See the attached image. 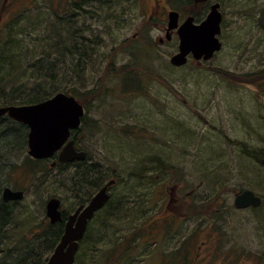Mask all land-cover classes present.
Here are the masks:
<instances>
[{
	"label": "rangeland",
	"instance_id": "1",
	"mask_svg": "<svg viewBox=\"0 0 264 264\" xmlns=\"http://www.w3.org/2000/svg\"><path fill=\"white\" fill-rule=\"evenodd\" d=\"M55 1H8L0 101L31 94L35 61L52 63L56 85L77 91L88 110L79 143L89 152L82 165L96 169L85 193L74 190L71 172L30 162L26 126L0 120V195L5 187L25 192L12 204L0 263L17 264V255L20 264H46L59 241L47 228L48 200L60 198L70 213L97 191L94 178L116 180L113 206L91 225L76 264H109L131 243V257L120 264H196L199 252L201 263L264 264V0H214L223 14V48L210 62L191 59L182 68L170 63L173 46L145 53L142 42L130 44L138 18L104 33L90 17L92 31L83 34L93 42L75 46L69 38L82 34V21L59 18ZM159 33L151 28L147 39ZM246 189L262 198L259 208H235ZM175 192L183 199L166 218Z\"/></svg>",
	"mask_w": 264,
	"mask_h": 264
},
{
	"label": "water",
	"instance_id": "2",
	"mask_svg": "<svg viewBox=\"0 0 264 264\" xmlns=\"http://www.w3.org/2000/svg\"><path fill=\"white\" fill-rule=\"evenodd\" d=\"M203 3L209 0H195ZM223 15L221 5L212 6L207 18L200 24H194L193 18H188L179 28V53L172 57L171 64L181 67L187 64L189 56L197 61L211 60L222 50L223 44L219 38L222 32ZM178 26V14L170 13V29ZM85 115V108L74 96L58 93L50 99L33 105L0 106V119L9 116L11 119L24 123L29 128L28 154L37 160L52 158L60 152L62 163L84 160L85 152H78L71 140L72 132L77 130ZM114 183L104 186L93 197L89 205L81 207L76 214L66 222L64 235L56 246L47 264H74L79 250L80 241L84 238L89 221L95 213L103 208L110 196L108 188ZM24 198L23 191H14L7 187L3 192L4 202L18 201ZM262 199L252 190H245L235 198L238 209L258 208ZM61 201L52 198L47 203V216L51 222L62 221L60 212Z\"/></svg>",
	"mask_w": 264,
	"mask_h": 264
},
{
	"label": "flooded vegetation",
	"instance_id": "3",
	"mask_svg": "<svg viewBox=\"0 0 264 264\" xmlns=\"http://www.w3.org/2000/svg\"><path fill=\"white\" fill-rule=\"evenodd\" d=\"M8 1L10 0H5L4 6L1 11L0 26L2 24L3 12L9 7ZM216 3L219 2H214V0H209L203 3H196L195 0H56L55 1V5H57L56 9H58L59 12V18H63L64 16L65 20L69 18L70 20H72V23L74 22V18H80V20L82 21V25H81L82 36L81 35L78 36L77 34L78 32L73 31L71 33L72 34L71 38H69V40L72 39L74 41L75 46L82 44L81 48L84 50L85 47L88 45V43L93 42L92 37L90 39L89 37L84 36L86 34H83L84 32L86 33L88 32L87 29L92 31V26H87L88 22L90 21L89 20L90 17L94 20L96 19V21L98 20L99 23L103 24L101 29H104L103 30L104 33H106L107 31L105 28L109 26L110 27L113 26L114 28H120L119 30H121L123 27L122 30H125L126 29L125 27L127 25L129 26L130 23L135 18H138L139 28L136 34L133 36V39L129 40L130 44L131 43L134 44L136 43V41L142 42L143 44L142 46L143 47L145 46L144 47L145 53L146 52L150 53L152 51H155L157 50V47L163 48V47L173 46L174 52L170 57V62L172 57L179 53V46H180V37L178 34L179 27H181L182 24L188 18H193L194 24H200L207 18L208 14L211 11L212 6ZM171 12H176L178 14V26L173 30L170 29ZM151 28H154L156 29V31L160 32L154 40L147 39ZM149 40L151 41L150 44L148 43ZM191 59L194 60L192 57H190L188 64L190 63ZM212 60L209 61L194 60V61L210 62ZM135 64L137 65V63ZM88 116H89L88 110L86 109V114L82 119L81 127L73 131L71 137L72 141H74L75 149L78 152L86 153L85 162L89 160V152L87 150L85 151L80 147L79 135L82 134L83 131L85 130L84 128L87 125V120L89 118ZM88 130L89 128L86 131ZM59 154L60 152L56 153L52 159L45 161L49 163L50 167L54 170L58 168L59 169L63 168L61 171H66L65 173L71 172V174L73 175L72 181L74 182L73 189L74 190L81 189L85 193L87 187L84 184H82L83 176H82V172L79 171L81 169L79 164L82 162L74 161L70 163H61L59 161ZM56 173L57 174H54V177H60L61 172L57 171ZM103 186L104 185L100 186L99 189L102 188ZM173 190H177V187H175ZM94 194L91 195L89 198H87L86 202L80 200L78 206L70 213L65 212L62 206L61 207V212L63 217L62 221L53 224L49 220V223L47 224L48 226L47 228L53 229V227L60 225L61 226V232L59 236V240H60L64 234L65 226L68 218L71 215L75 214L79 208L87 205L90 202V200H92ZM175 194L177 198L176 196L175 197L172 196L170 203L167 204L165 208V210L171 212V213L168 212V214L165 216L166 218L175 217V215L173 214L174 212L170 210H175L178 207V204H180L181 200L183 199V197H181V195H178V193L175 192ZM2 200H3V193H2ZM19 201L20 200L4 202L3 200L4 203H12V204L17 203ZM105 207L102 208L99 212H97L94 219L90 222L87 233L85 235V239L87 238L91 225L99 216V213L105 209ZM202 259L203 258L201 257V253L199 252L196 254V256L194 255L193 261H195V263L198 264L200 261L202 262ZM210 263H211L210 261L205 260L201 264H210Z\"/></svg>",
	"mask_w": 264,
	"mask_h": 264
},
{
	"label": "trees",
	"instance_id": "4",
	"mask_svg": "<svg viewBox=\"0 0 264 264\" xmlns=\"http://www.w3.org/2000/svg\"><path fill=\"white\" fill-rule=\"evenodd\" d=\"M40 64H41L40 61H35V64L32 66L34 70H37L35 72H37L38 77L34 78L35 81L31 85L32 88L29 89L31 91V94L24 96V97L22 96L21 99H16V97L12 94H9V95L3 94L6 97V100L0 101V106H12L14 105V103H17V105L15 106L37 104V103H40V102H43L49 99L53 95L60 93V92L74 95L77 99H79V97H77V94H78L77 91H74L73 88H67V87L65 88L63 86L59 87L56 85V81L54 80L55 71L53 70L55 66L52 63L47 66L40 65ZM14 100H18V102H15ZM2 120H6V119H2ZM26 134L28 135V132ZM30 162H32V164L34 163L35 165H38L37 163H42L41 161H33L31 159H30ZM79 165L81 168L79 171L82 172V176H83L82 184L88 187L89 174H92L95 171L96 167L91 165L89 168H87V166L86 165L83 166L82 163H80ZM89 183L91 185L93 184L94 187H99L98 186L99 181H97V179L94 180L93 178L92 180L89 181ZM112 204L113 203L109 202L107 206L105 207V209L102 210L99 214L107 215V213H109L111 207L113 206ZM13 216H14V213L12 209V203H4L0 195V248H2V245L7 240V229L12 223ZM50 232L53 233L51 235V237H53L52 242L53 243L57 242L60 236L61 226L58 225V226L53 227V229ZM134 235L137 236L136 233H134ZM138 237H140V235H138ZM132 241L135 243L138 241V238L133 237ZM3 252L4 250L0 249V254H2ZM132 252H133V245L131 243L128 248L123 247V253L116 259V261H111V263L109 264H120L119 260L126 257V255H128L129 257L130 256L129 254ZM14 257L17 258V259L15 258L17 264H20L22 262L19 256L15 255ZM107 262H108L107 260L104 262L99 260L98 264H102V263L107 264ZM30 263L44 264V262H42L40 258H38V260L35 262L30 261Z\"/></svg>",
	"mask_w": 264,
	"mask_h": 264
},
{
	"label": "bare ground",
	"instance_id": "5",
	"mask_svg": "<svg viewBox=\"0 0 264 264\" xmlns=\"http://www.w3.org/2000/svg\"><path fill=\"white\" fill-rule=\"evenodd\" d=\"M259 160H260V159H258V158L255 159V161H257V162H258ZM1 170H2V168H1ZM98 184H99V185H98L99 187L102 186V185H104V186L106 185V183H105L104 181H102V180H100ZM104 186H103V187H104ZM3 192H4V189H3L2 193H3ZM52 234H53V233H52ZM52 234H51V235H52ZM249 236H250V234H249ZM30 264H32V263H30Z\"/></svg>",
	"mask_w": 264,
	"mask_h": 264
}]
</instances>
